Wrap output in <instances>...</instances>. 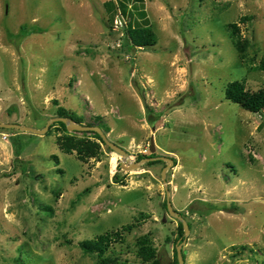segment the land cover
<instances>
[{
    "label": "rangeland",
    "instance_id": "rangeland-1",
    "mask_svg": "<svg viewBox=\"0 0 264 264\" xmlns=\"http://www.w3.org/2000/svg\"><path fill=\"white\" fill-rule=\"evenodd\" d=\"M116 1L0 0V122L43 129L62 105L132 160L124 167L105 143L86 161L65 153L58 125L45 134L0 128V264H100L80 242L141 215L107 255L152 264L137 254L147 236L170 264L187 237L185 264H264V111L225 97L234 80L264 88L254 69L264 58V0H144L158 43L129 52ZM230 22L249 42L243 59ZM140 154L174 164L136 166ZM164 179L186 236L164 205Z\"/></svg>",
    "mask_w": 264,
    "mask_h": 264
},
{
    "label": "trees",
    "instance_id": "trees-1",
    "mask_svg": "<svg viewBox=\"0 0 264 264\" xmlns=\"http://www.w3.org/2000/svg\"><path fill=\"white\" fill-rule=\"evenodd\" d=\"M130 1L131 0H117V5L115 3V7L119 8L120 14L125 19V24L121 26L123 31L122 50L129 52L132 49L137 50L152 48L158 43V35L147 18V11L145 10L143 3L144 0H136L133 4L134 7L133 5L129 6ZM138 2H140V6L136 5ZM246 19H248L247 16L242 17L240 20L243 21ZM227 29L233 44L241 55V58H245L249 42L247 39L243 38L239 23L230 22L227 24ZM254 69L264 72V58L260 60V63ZM225 97L226 99L238 104L243 109L253 113H261L264 111V88H259L257 90L248 89L245 81L234 80L229 82L225 89ZM57 114L60 117L71 118L78 123H83V118L81 116L77 115L76 113H72L62 105L58 107ZM157 120V117L151 118L150 123L155 125ZM57 125L62 129V134L58 135L57 137V144L63 152H76L79 159L83 161H86L92 157H97L100 154L101 143L104 142L97 132L92 131L95 139L89 136L77 137L76 135L68 132L66 125L63 122L54 123L50 126L49 131L51 132L52 128L56 127ZM145 156L146 155L140 154V158ZM153 156L155 155H150L149 157ZM54 158L59 161L57 156L54 155ZM153 163L155 162H148V164ZM164 205L167 207L166 202ZM45 208L50 211L53 210L51 206H45ZM144 216L145 215H141V217L137 218V223L134 222L127 224L117 230L107 231L105 233L99 234L93 239L83 240L80 242V246L85 253L96 255L99 258L100 264H125V262H122L118 257L107 255L108 251L113 244L117 242H125L126 234L131 233L136 227H138L141 223L140 219L146 218ZM188 225L190 227V224ZM179 226L181 236H183V223L180 222ZM137 247V254L143 262L160 264L157 249L150 237L141 236L138 238ZM170 264H179L177 248L174 250V258Z\"/></svg>",
    "mask_w": 264,
    "mask_h": 264
},
{
    "label": "water",
    "instance_id": "water-1",
    "mask_svg": "<svg viewBox=\"0 0 264 264\" xmlns=\"http://www.w3.org/2000/svg\"><path fill=\"white\" fill-rule=\"evenodd\" d=\"M115 3L117 5V1ZM116 9H117V12L119 13L120 12L119 8L116 7ZM56 122L65 123L67 130L71 131V132H75V131H79V132H84V131L97 132L101 136L103 142L106 145H108V147L113 149L115 152H117L118 154H120L124 158L122 160V165L124 167H126L125 164H126L127 161L128 162L132 161L129 152L126 149H124L123 147H121V146L117 145L116 143L112 142L109 139L107 133H105L99 126H97V125H95V126L94 125H85L83 123L81 124V123H78V122L74 121L71 118L60 117V116L52 117V118L49 119L48 123L46 124V126L43 129H35V128L30 127V126H25V125H21V124H17V123H3V122H0V128L19 129V130H22V131H29V132L39 133V134H45L49 130L50 126L53 125ZM155 150H156L155 140H154V137L152 136L151 145H150V151L153 154L155 152ZM157 160H164V161L168 162V165L165 167V170L170 166V164H174V160L173 159H171L169 157H163V156H153V157H148V158H142L139 163H133V164L138 166L139 164H141L143 162H150V161H157ZM165 170L163 172V177H165ZM164 183L166 185L165 189H166V193H167V201H166L167 209H168L170 215H172L175 218L179 219L183 223L184 234L186 236L187 233L190 232L189 225H188L187 221L183 218V216L179 213V211H177L174 208L173 203H172L171 198H170V190H169V187H167V183H166L165 179H164ZM186 239H187V237H184L183 242L180 243L177 246V254H178L179 264H185V259H184V255H183V251H182V244L186 242Z\"/></svg>",
    "mask_w": 264,
    "mask_h": 264
}]
</instances>
